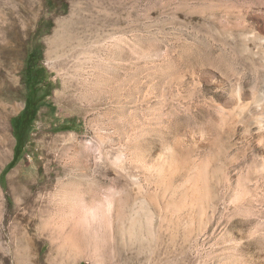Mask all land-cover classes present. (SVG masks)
<instances>
[{
    "label": "rangeland",
    "instance_id": "rangeland-1",
    "mask_svg": "<svg viewBox=\"0 0 264 264\" xmlns=\"http://www.w3.org/2000/svg\"><path fill=\"white\" fill-rule=\"evenodd\" d=\"M0 264H264V0H0Z\"/></svg>",
    "mask_w": 264,
    "mask_h": 264
},
{
    "label": "trees",
    "instance_id": "trees-1",
    "mask_svg": "<svg viewBox=\"0 0 264 264\" xmlns=\"http://www.w3.org/2000/svg\"><path fill=\"white\" fill-rule=\"evenodd\" d=\"M32 67H33V65H32ZM40 77H41V70L36 67V69H34V75H33V78L35 81L34 84L39 81ZM35 102H36L35 97L33 95L28 96L26 98L25 107L17 118L18 121L21 122V126L23 128H21V130L16 129V146H15L16 154L22 148L23 143H24V135H25L24 134V127L27 128L31 124V122L34 118ZM14 161H15V157L13 158V160L10 162L9 165H11Z\"/></svg>",
    "mask_w": 264,
    "mask_h": 264
},
{
    "label": "bare ground",
    "instance_id": "bare-ground-1",
    "mask_svg": "<svg viewBox=\"0 0 264 264\" xmlns=\"http://www.w3.org/2000/svg\"><path fill=\"white\" fill-rule=\"evenodd\" d=\"M59 183V182H58ZM62 184V183H61ZM75 184V183H74ZM73 185V184H72ZM20 186V185H19ZM69 189V188H68ZM73 190H74V188H73ZM77 190V189H76ZM78 192V191H77ZM79 193V192H78ZM71 195V194H70ZM81 196V195H80ZM76 197V196H75ZM74 200V199H73ZM65 202V201H64ZM77 202V201H76ZM56 203V202H55ZM69 203V202H68ZM70 203H72V201L70 202ZM70 203H69V205H70ZM57 204V203H56ZM68 205V204H67ZM77 205V204H76ZM74 206V205H73ZM68 207V206H67ZM70 207V206H69ZM72 207V206H71Z\"/></svg>",
    "mask_w": 264,
    "mask_h": 264
}]
</instances>
